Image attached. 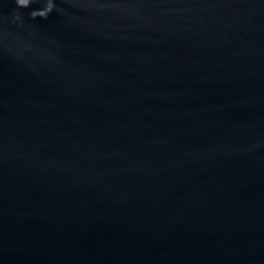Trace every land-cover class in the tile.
Here are the masks:
<instances>
[{
    "label": "water",
    "instance_id": "95a60500",
    "mask_svg": "<svg viewBox=\"0 0 264 264\" xmlns=\"http://www.w3.org/2000/svg\"><path fill=\"white\" fill-rule=\"evenodd\" d=\"M0 264H264V0H0Z\"/></svg>",
    "mask_w": 264,
    "mask_h": 264
}]
</instances>
